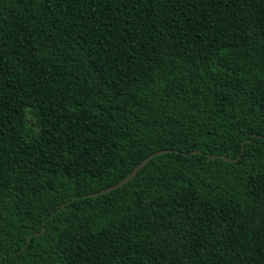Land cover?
Segmentation results:
<instances>
[{
    "label": "trees",
    "instance_id": "16d2710c",
    "mask_svg": "<svg viewBox=\"0 0 264 264\" xmlns=\"http://www.w3.org/2000/svg\"><path fill=\"white\" fill-rule=\"evenodd\" d=\"M0 264H264V0H0Z\"/></svg>",
    "mask_w": 264,
    "mask_h": 264
},
{
    "label": "water",
    "instance_id": "95a60500",
    "mask_svg": "<svg viewBox=\"0 0 264 264\" xmlns=\"http://www.w3.org/2000/svg\"><path fill=\"white\" fill-rule=\"evenodd\" d=\"M165 151L166 150H157V151H154V152L148 154L141 161H139L126 176L121 178L119 181H117L116 183H114V184H112L110 186H107V187H105V188H103L101 190H97V191L91 192V193H89V195L90 196H94V195H97L99 193L110 191V190L116 188L117 186L122 185L123 183L127 182L138 171V169L143 164H145L151 157H153L154 155H157V154L164 153ZM215 157H221L223 160H226V161L231 160L230 158H228V157H226L224 155H208V158H215ZM36 234H38V233H36Z\"/></svg>",
    "mask_w": 264,
    "mask_h": 264
}]
</instances>
